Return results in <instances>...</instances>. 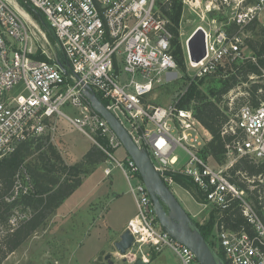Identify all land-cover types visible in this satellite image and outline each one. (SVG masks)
<instances>
[{
  "label": "built area",
  "instance_id": "built-area-1",
  "mask_svg": "<svg viewBox=\"0 0 264 264\" xmlns=\"http://www.w3.org/2000/svg\"><path fill=\"white\" fill-rule=\"evenodd\" d=\"M26 1L40 11L56 40L28 11L31 18L10 0H0V160L25 141H54L60 120L69 122L102 149L107 161L119 167L127 179L136 204V213L126 227L134 236L128 250L130 264L140 256L150 262L148 249L161 253L165 248L182 264H200L188 246L161 226L133 158L128 153L122 159L115 156L123 144L85 95V85H89L101 101V97L107 101L102 102L135 143L147 149L166 185L176 182L175 173L188 177L194 197L218 213L214 236L224 264H264V204L258 208L232 181L231 171L244 156L264 163V101L249 99L251 94L240 90L246 83L225 94L218 104L227 116L222 135L230 137L225 158L218 162L213 155L204 157L201 150L213 135L193 108L181 106L178 100L168 105L149 101L156 85L178 76L179 68L172 22L160 9L159 0ZM254 10L257 7L245 15L249 21L254 19ZM201 28L206 40L203 60H191L187 42L189 66L198 76L219 73L242 56L238 37L231 40L224 31ZM255 77L250 76L251 80ZM240 96L248 101L236 107ZM178 147L190 157L185 165L175 154ZM112 171L107 167L104 173L109 176ZM21 175H28L24 166L9 200L29 194L33 187L26 185ZM235 204L246 219L240 228L224 220Z\"/></svg>",
  "mask_w": 264,
  "mask_h": 264
},
{
  "label": "rangeland",
  "instance_id": "rangeland-1",
  "mask_svg": "<svg viewBox=\"0 0 264 264\" xmlns=\"http://www.w3.org/2000/svg\"><path fill=\"white\" fill-rule=\"evenodd\" d=\"M13 1H16L21 7L22 3L19 0ZM166 1L159 0L160 9ZM176 2L182 5L178 35L175 36L173 32L174 53L176 54L177 48L180 49L179 54L177 53L178 56L176 54L179 65L178 76L175 75L169 82L158 83L150 95L149 101L155 105H168L176 100L180 103L192 86H196L208 100H215L216 95L213 93L223 87L221 79L224 80L228 73L230 74L233 62L239 63L246 58L256 60L246 44V38L257 39L258 33L264 27V0L247 5L243 4L244 0H190L189 2L176 0ZM254 7H257V10H254L252 14L257 23L250 25V21L245 18V15L250 13L249 9H254ZM23 9L27 11L26 7ZM30 14L33 16L32 13ZM201 27L224 31L231 40L238 37L242 56L229 63L219 73L198 76L196 70L189 66L187 42L196 28ZM182 54L184 60L181 65L179 55ZM253 83L264 84V75L255 77L242 85L240 90L248 91L251 94L248 98L251 100H255L250 88ZM192 104L194 105V102ZM102 142L106 144V141ZM47 143V147L52 146L50 153H57L63 162L69 165L79 162L89 148L95 145L86 135L76 130L65 120L59 122L56 139L47 141ZM204 149L201 150L203 156ZM39 153L40 151H36L26 159L25 162L30 163L31 168L40 165ZM126 154L124 146L115 152L118 159H122ZM175 154L181 159V165H185L189 161V155L182 148L178 147ZM220 158L223 161L225 157ZM107 167L113 168L109 176L104 173ZM21 177L26 185L32 184L29 174L21 175ZM167 186L199 225L208 224L212 219L216 224L218 213L210 206L202 205L195 198L196 196L194 197L193 188L184 187L177 182ZM134 210H136V204L129 192L128 182L123 171L119 167H114V163H110L106 159L104 162L90 167L88 173L82 175V183L75 192L16 251L10 253L2 264H108L106 256L109 254H111L114 264H130V250L127 256L121 255L115 247V242L120 239L121 235V231L118 229L127 222ZM28 215V212L17 208L10 223L13 226L17 225ZM215 224H213L214 227ZM8 229L9 225L0 223V237ZM213 236L214 229L209 244L216 253H219L220 248L215 244L216 236L214 239ZM147 251L151 252V256L160 254L149 249ZM133 253H135V249ZM161 253L162 255L152 264H182L180 258L171 249L165 248ZM151 256H149L150 259ZM124 259H127V262Z\"/></svg>",
  "mask_w": 264,
  "mask_h": 264
},
{
  "label": "trees",
  "instance_id": "trees-1",
  "mask_svg": "<svg viewBox=\"0 0 264 264\" xmlns=\"http://www.w3.org/2000/svg\"><path fill=\"white\" fill-rule=\"evenodd\" d=\"M257 1L259 0H244L243 4H252ZM22 5L25 7V4L22 3ZM181 8V3L177 4L176 0H167L161 6L164 15L173 22L171 29L175 36L178 35ZM27 11L31 13L28 8ZM44 20L46 22L45 18ZM256 23V19L250 21V25ZM46 24L45 28L50 38L55 41L54 31L47 22ZM258 36L257 39L246 38V44L256 60L246 58L239 63L233 62L230 74L228 73L224 80L221 79L223 87L213 93L216 95L215 100H208L206 95L199 91L196 86L190 87L185 97L180 100L181 106L193 108L197 118L213 135L212 140L203 150L204 157L213 155L218 162L224 161H221L220 157H224L226 141L230 139L228 135H222L227 116L218 104L223 101L224 95L240 83L249 82L250 76L262 77L264 74V27L261 28ZM179 50L177 48L176 54H179ZM183 60V54L179 55L181 65ZM250 88L254 94V101L257 102L259 97L264 101V84L253 83ZM101 99L107 104L104 98L101 97ZM247 101L246 96H240L235 100V106L240 107ZM47 141L44 138L25 141L9 157L0 160V223L9 225L7 232L0 237V264L40 228L47 218L75 192L82 183V175L87 174L90 167L107 159V155L102 149L97 145H92L79 162L69 165L64 163L57 153H50L52 146L47 147ZM36 151H40V165L31 168L30 163L25 161ZM23 166L28 170L33 190L29 194H23L19 198L9 200L15 187L17 175ZM231 171L234 175L232 181L243 188L260 208L264 204V181H262L264 180V163H258L251 157L244 156ZM174 175L177 183L184 187L194 188L188 177L176 173ZM17 208H21L23 212H28L29 215L19 224L13 226L10 220ZM224 220L233 228H240L246 224L242 210L236 204ZM194 222L209 242L214 229V219L205 225ZM217 254L224 261V254L222 252ZM154 257L152 256V258Z\"/></svg>",
  "mask_w": 264,
  "mask_h": 264
},
{
  "label": "water",
  "instance_id": "water-1",
  "mask_svg": "<svg viewBox=\"0 0 264 264\" xmlns=\"http://www.w3.org/2000/svg\"><path fill=\"white\" fill-rule=\"evenodd\" d=\"M25 4L33 16L40 22L43 27H46V22L39 10L27 3L26 0H19ZM21 7H23L21 5ZM24 8V7H23ZM188 48L193 62H200L206 56V40L203 29H198L188 40ZM57 56L58 64L67 73L68 68ZM68 67L71 66L68 64ZM85 95L92 102L93 108L99 112L110 124L116 132L128 155L133 158L139 167L141 177L151 195L154 203V211L159 219L161 226L176 240L188 246L200 264H224V261L218 256L216 251L211 247L207 239L195 225L194 220L180 201L174 195L172 190L164 182L161 172L158 171L146 148H140L133 140L130 133L119 121V119L106 107L100 100L96 92L89 86L85 85ZM134 236L129 229H126L120 236V239L115 242V247L122 255L127 254L132 248ZM111 254L106 256L108 264H114L111 259ZM127 262V259H124ZM133 264H149L143 258L137 259Z\"/></svg>",
  "mask_w": 264,
  "mask_h": 264
},
{
  "label": "crops",
  "instance_id": "crops-1",
  "mask_svg": "<svg viewBox=\"0 0 264 264\" xmlns=\"http://www.w3.org/2000/svg\"><path fill=\"white\" fill-rule=\"evenodd\" d=\"M135 213H136V210H134V212H132V214H130V216H129L127 222L124 223V224H122V225L120 226V228L118 229V231H121V234H122L123 231H125V229H126V227H127V223H128V221H129V220L135 215ZM120 236H121V235H120ZM160 255H162V253L158 254V255L155 256L154 258H152V256H151V260H150L149 264H152L154 261H156V260L160 257Z\"/></svg>",
  "mask_w": 264,
  "mask_h": 264
},
{
  "label": "bare ground",
  "instance_id": "bare-ground-1",
  "mask_svg": "<svg viewBox=\"0 0 264 264\" xmlns=\"http://www.w3.org/2000/svg\"><path fill=\"white\" fill-rule=\"evenodd\" d=\"M14 5H16L17 7H18V9L26 16V17H29V18H31L30 17V15L22 8V7H20L18 4H17V2L16 1H13V0H10Z\"/></svg>",
  "mask_w": 264,
  "mask_h": 264
},
{
  "label": "flooded vegetation",
  "instance_id": "flooded-vegetation-1",
  "mask_svg": "<svg viewBox=\"0 0 264 264\" xmlns=\"http://www.w3.org/2000/svg\"><path fill=\"white\" fill-rule=\"evenodd\" d=\"M131 264H133V263H131Z\"/></svg>",
  "mask_w": 264,
  "mask_h": 264
}]
</instances>
